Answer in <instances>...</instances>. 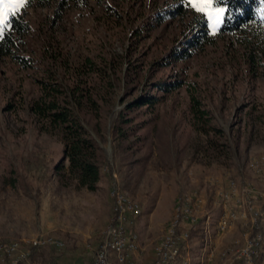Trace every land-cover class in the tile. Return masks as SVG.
Here are the masks:
<instances>
[{"label":"rangeland","instance_id":"rangeland-1","mask_svg":"<svg viewBox=\"0 0 264 264\" xmlns=\"http://www.w3.org/2000/svg\"><path fill=\"white\" fill-rule=\"evenodd\" d=\"M212 7H186L184 0L4 5L5 18L15 10L28 24L17 52L31 60L24 67L0 55V245L13 243L20 250L14 264H90L115 214L111 181L130 212L131 222L119 220V228L136 239L131 255L151 249L154 258L173 226L183 230L184 241L197 230L190 232L187 226L204 218L210 229L219 217L218 232L233 226L241 235L214 247L213 259L237 264L259 223L255 264L264 240V51L249 53L233 34L216 32L221 14ZM192 8L208 12L214 34ZM191 38L197 41L189 45ZM178 48L190 52L178 58ZM86 56L106 62L110 74L99 118L84 107L77 109L101 149V175L93 190L58 180L53 165L62 156L61 143L38 128L28 109L45 71L54 72V81L66 87L73 65ZM157 79H182L193 87L210 123L222 129L225 155L212 158L196 150L205 135L191 123L187 90L183 84L156 89L150 83ZM144 93L159 100L150 107L125 109ZM120 111L122 117L131 116L122 123L123 135L115 129ZM226 190L233 192L223 196ZM224 204L228 211L223 215ZM253 211H260L258 220ZM208 232L206 228L211 241ZM41 237L46 242L39 246ZM24 249L28 254L22 256ZM143 256L132 255L130 264H142ZM171 256L179 260L180 249ZM8 259L0 252V264Z\"/></svg>","mask_w":264,"mask_h":264},{"label":"trees","instance_id":"trees-1","mask_svg":"<svg viewBox=\"0 0 264 264\" xmlns=\"http://www.w3.org/2000/svg\"><path fill=\"white\" fill-rule=\"evenodd\" d=\"M220 6L227 8V15L216 32L233 34L237 42L249 53L259 54L264 51V0H221ZM198 22L201 23L202 20ZM27 31L26 20L21 13H17L11 18L6 34L0 39V55L16 60L24 67L31 66L30 57L17 52L21 37ZM196 41V38H191L187 42L191 45ZM189 52L183 48L175 50L178 58L187 56ZM45 72L46 79H37L39 93L29 102L28 109L33 113L38 128L56 135L61 143L62 156L53 165L54 173L64 184L73 182L75 186L93 190L97 187L101 175V149L82 124L77 109L84 107L95 119L99 118L101 105L108 97L107 86L110 82L108 65L106 62L96 63L89 57H84L81 63L73 65L70 71L72 81L66 87L54 81V72L49 70ZM150 84L163 91L183 84L188 94L191 123L194 129L205 135L204 145L195 146L196 150L204 151L205 155L212 158L225 155L226 144L219 140L222 129L210 123L209 112L202 106L200 98L193 93V87L187 81L157 79ZM158 100L156 94L144 93L126 103L125 109L150 107ZM122 116L120 111L115 129L123 135L125 127H122V123L130 120L131 116Z\"/></svg>","mask_w":264,"mask_h":264},{"label":"built area","instance_id":"built-area-1","mask_svg":"<svg viewBox=\"0 0 264 264\" xmlns=\"http://www.w3.org/2000/svg\"><path fill=\"white\" fill-rule=\"evenodd\" d=\"M111 183L113 184V204H115V199L122 198L118 196V184L114 181H111ZM229 191L231 190L222 192L223 196H226V192ZM178 206L180 207V204ZM227 211V208H223L222 214H227ZM260 216V211L252 212V218H259ZM118 220L131 221L129 211L125 210V208L115 207V214L111 217V224L106 228V234L103 235L102 243L97 245L90 264H130V256L132 255L128 252V243H132V232L119 228ZM258 227L259 223L255 227V234L246 242V248L244 252L241 253V258L237 259V264H251V255L255 254V237L258 234ZM106 235H113V243H106ZM38 244H45V238L41 237ZM61 244L62 241L56 246H60ZM181 244L182 229L179 226H173L171 228V235L165 236V243L160 245V249L155 250V257L150 259L149 264H172L174 259L171 258V251H177ZM32 247H37V245ZM14 250L19 249L3 247V254L7 255L8 252ZM21 251L22 256L28 254V249ZM15 262L16 261H9L8 264H14Z\"/></svg>","mask_w":264,"mask_h":264},{"label":"crops","instance_id":"crops-1","mask_svg":"<svg viewBox=\"0 0 264 264\" xmlns=\"http://www.w3.org/2000/svg\"><path fill=\"white\" fill-rule=\"evenodd\" d=\"M222 208H227V205L224 204ZM218 219L216 220L214 224L211 225L210 229H209L210 225L209 223H207V219H204V218H203V221L201 220L200 222L195 223V224L198 223V225H191L189 227L187 226L188 230L191 227L190 232L192 229H194L193 227L195 226L197 230L194 232L195 233L194 235H192L189 238H186L182 242L180 246V258L173 264H220V262H217L215 261V259H213L214 255L212 257L213 248L214 247H216V249L222 248L228 242V240L231 241L234 238L237 239L239 238L241 234H239V232L236 231V229L233 228V226L231 227L232 229H229L227 232H218L216 228ZM204 222H206V224H204ZM239 222L240 221H237L238 224ZM182 226L184 227V225ZM206 228L209 230L208 233L211 234V241H209L210 235L208 237L209 239H206V236L204 233V230H206ZM210 230H211V233H210ZM196 234H197V239L199 241H197V239L195 240ZM201 238L203 239L202 242L200 241ZM194 240L196 241V243ZM263 242L264 240L262 241L261 246H260V250H262V252H259V257L257 258L255 264H264V247H262ZM230 246L233 247L235 245L233 244ZM226 248H227V245L223 249H226ZM141 254H143L144 255L143 258H145L144 260H141V263L148 264L153 255V252L151 251V249H149L148 251H141V249L139 248L133 251L132 253V255L135 258L139 257V255Z\"/></svg>","mask_w":264,"mask_h":264},{"label":"snow or ice","instance_id":"snow-or-ice-1","mask_svg":"<svg viewBox=\"0 0 264 264\" xmlns=\"http://www.w3.org/2000/svg\"><path fill=\"white\" fill-rule=\"evenodd\" d=\"M29 3V0H0V39L6 34V30L10 27L11 18L17 14V11L10 10L9 16L5 18V4H18L26 6ZM186 7H191L193 5H211L213 12H218L221 14L219 23L217 24V31H219L220 26L224 22V18L227 15V8L221 7V0H184ZM193 11L197 12L199 15H202L207 23L209 34H214L212 31V22L208 19V12L204 8H192Z\"/></svg>","mask_w":264,"mask_h":264},{"label":"bare ground","instance_id":"bare-ground-1","mask_svg":"<svg viewBox=\"0 0 264 264\" xmlns=\"http://www.w3.org/2000/svg\"><path fill=\"white\" fill-rule=\"evenodd\" d=\"M229 192H233V191H229ZM227 193L228 192H226V196H227ZM120 197V196H119ZM116 200L117 199H115V206H116V208H123L122 207V203H125L126 202V200H125V198H123L122 197V199H118L117 200V205H116ZM126 207H128V205L126 204ZM129 215H130V212H129ZM224 215V214H223ZM253 220H258V218H253ZM129 222H131V221H129ZM118 227H119V220H118ZM258 235V234H257ZM257 238V236L255 237V239ZM45 242H46V240H45ZM182 242H183V230H182ZM60 242H57V241H51V242H49L48 244H52V245H58ZM106 243H113V235H108L107 236V238H106ZM165 243V242H164ZM163 243V244H164ZM39 246H40V244H39ZM136 246V239H135V237H132V243H128V252L130 253L131 252V250H133L134 249V247ZM181 246V245H180ZM3 247H13L14 249H16V245L15 244H8V245H1L0 246V252L3 254ZM180 249V248H179ZM178 249V250H179ZM177 250V251H178ZM16 251H20V250H14V251H10V252H8L7 253V257L9 258L8 259V261H16V258H13V256L15 255V252ZM254 255H256V247H255V254H253V255H251V264H252V256H254ZM131 257V256H130ZM172 257V256H171ZM173 263H175V260H174V262ZM172 263V264H173Z\"/></svg>","mask_w":264,"mask_h":264}]
</instances>
